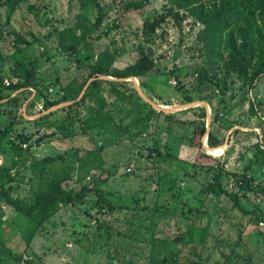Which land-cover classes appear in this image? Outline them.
Wrapping results in <instances>:
<instances>
[{
	"label": "rangeland",
	"instance_id": "rangeland-1",
	"mask_svg": "<svg viewBox=\"0 0 264 264\" xmlns=\"http://www.w3.org/2000/svg\"><path fill=\"white\" fill-rule=\"evenodd\" d=\"M96 1L103 13L99 27L95 22L98 7L92 1L21 0L7 22L5 6L0 4L3 84L16 81L12 54L17 47L35 57L40 76L50 86V98L55 97L59 84L74 76L83 79L87 74L84 64L95 59L101 50L113 54L114 68H123L137 59L141 49L150 53L158 70H153L151 76L126 79L142 100L152 102L154 109L173 117L153 115L146 127L129 126L133 113H128L124 100L111 109L114 120L108 131L63 137L58 130L26 123V130L32 132L30 140L22 143L26 160L10 173L2 174V184H11L13 194L28 200L31 186L37 182L29 167L30 160L54 156L50 166L59 167L62 163L71 164L69 154L77 149H100L103 167L93 174L82 170L86 176L81 182L77 181L80 175L76 170L70 186L78 188L91 177L106 176L98 185L114 209L98 211L97 197L90 193L83 201L61 207L27 245L18 227L22 220L16 211L0 205V234L16 254L22 255L21 260L9 257L2 264H147L148 242L152 237H174L185 231L188 224L205 226L208 231L202 245L191 243L183 247L184 264H264L262 196L249 193L247 199L239 194L240 203L247 210L258 204L257 218L242 215L226 196L218 200L208 198L202 188L212 176L208 167H216L218 162L198 155L209 154L205 145L211 130L223 140L224 149L209 150L217 153L209 155L219 158L227 171L223 179L226 188L237 191L233 173L239 176L255 144L264 143V76L251 87L237 75H227L223 61L205 52L197 39L203 24L185 9H176L180 17L176 20L166 13L168 0H150V9L142 15L124 12L120 0ZM160 14L165 19L155 33L145 34V19ZM115 18L119 27L104 34V28ZM65 26H71L78 35L85 34L78 53L69 54L60 47L58 32ZM16 36L29 45L17 42ZM202 67L207 68L208 75L215 74L219 82L226 76L228 89L224 95L217 99L200 98L206 86L198 88L193 71ZM56 78L59 84L51 86ZM140 80L145 81L144 87L139 85ZM31 91L28 99L21 98L18 102L15 112L18 123L7 135L9 140L22 130L20 115L31 120L46 112L41 99L34 106L28 105L35 93ZM186 95L192 101L187 102ZM106 96L112 101V96L107 93ZM219 100L226 111L220 120H213ZM250 101L257 104L258 114H251ZM10 120L8 113L1 116L3 126ZM202 121L206 125L205 134L200 143L197 137L190 143L193 126ZM230 123L233 125L229 126ZM25 137L23 133L21 138ZM196 207L201 211L198 214Z\"/></svg>",
	"mask_w": 264,
	"mask_h": 264
},
{
	"label": "trees",
	"instance_id": "trees-1",
	"mask_svg": "<svg viewBox=\"0 0 264 264\" xmlns=\"http://www.w3.org/2000/svg\"><path fill=\"white\" fill-rule=\"evenodd\" d=\"M21 0H0V4L5 6V18L9 21L15 12ZM92 1L98 7L96 25L99 27L103 19L102 8L96 0ZM121 9L124 12H133L136 15H142L150 9V0H120ZM176 9L188 10L196 20L203 24V28L197 33V39L202 43L203 49L215 58L223 61V70L229 75H237L251 87L255 81L264 76V0H168L166 13L173 15L179 20V13ZM165 19L164 14L158 17L145 19V34L151 36L155 33L157 26ZM115 18L109 26L103 30L108 34L111 30L119 27ZM59 44L63 51L69 54L79 52V45L85 39V34H76L71 26H65L58 32ZM148 37V36H147ZM16 41L29 45L20 36H16ZM87 42L84 44L86 45ZM13 76L16 81L3 84V78L0 76V178L2 174H8L16 166L24 164L25 150L22 143L30 140L32 132L27 129V124H32L40 129H55L63 137H70L77 134H87L91 131H108L110 123L114 120L111 109L118 103L126 100L128 113L132 112V120L129 126L146 127L153 115H164L172 118L173 114H165L162 110L157 111L149 103L142 100L136 90L129 85L126 78H143L151 76L153 70H158L151 58L149 52L139 51L137 59L123 68H114V56L107 49L97 53L95 59L84 64L87 69L85 77L80 79L74 76L63 84H59L57 78L52 80L51 86L57 85L55 97L50 98L48 91L50 86L46 84L47 80L39 74V64L35 57L28 56L21 48H15L13 54ZM225 55V56H223ZM79 64L81 61L77 60ZM194 74L197 78L198 88L206 86V91L200 96L201 99L218 98L224 95L228 89L226 76L222 77L221 82L216 79V75H208L207 68L195 69ZM101 76H111L115 79H104ZM91 79L90 81H88ZM216 79V80H215ZM145 81L140 80L139 85L145 86ZM85 86V88H84ZM84 88V89H83ZM32 98L28 101L29 106H34L36 100L42 101L43 110L64 102H71L54 110L44 112L34 119H24L22 115L21 122L24 123L20 133L15 134V139L9 140L7 135L13 130L15 123H18L16 110L21 98L28 99L32 91ZM83 93L81 94V92ZM106 93L112 96L109 101ZM81 94V95H80ZM187 102L192 101L190 95L185 96ZM219 106L214 114L213 120H220L224 113L225 106L222 100H219ZM168 105V103H163ZM257 104L249 102L251 114H258ZM9 114L10 122L2 125L1 116ZM203 115V113L201 114ZM181 121V120H180ZM186 122V121H185ZM193 124V121H189ZM233 124L230 123L229 126ZM37 128V130H38ZM206 132L205 122L193 126V136L191 142L197 137L200 138ZM23 133L26 137L22 139ZM36 133V132H35ZM223 143L211 130L207 134V144L209 147H216ZM100 150V149H99ZM98 149H80L70 153V163H62L59 167L50 166L55 160L54 156H46L40 160L32 159L29 161V167L36 176V184L31 186L30 198L20 197L13 194L14 187L9 184L5 186L0 182V205L11 207L22 220L19 230L25 243L28 245L36 231L49 220L63 206L72 205L83 201L88 194L96 195L98 211L107 209L112 211L114 206L105 197L104 191L98 183L104 182L105 177H91L87 183H82L78 188L70 186L77 170V181L81 182L87 174H93L95 170L103 167V160ZM211 155L212 153L207 151ZM198 155L206 160L216 161V167L209 166L212 171L211 179L208 180L202 190L208 198L218 200L221 196H226L232 202L242 215H248L252 218L260 209L258 204L254 208L247 210L240 203L239 194L249 198V193L262 196L264 201V143H256L255 149L248 158L243 171L235 176L237 191H230L226 188L224 177L227 171L223 164L219 163L213 156L205 152H199ZM63 158L62 155L59 156ZM76 163V166L74 164ZM194 165V164H193ZM16 177H13L15 179ZM190 210V209H189ZM192 211V210H190ZM201 211L196 207L195 213ZM257 218V216H255ZM100 222V219H97ZM207 227L193 226L188 224L185 231L174 237L155 236L148 242L149 250L147 255V264H184L183 247L191 244H203L206 240ZM11 257L14 260H21L22 255L16 254L4 241L0 234V264L4 259Z\"/></svg>",
	"mask_w": 264,
	"mask_h": 264
},
{
	"label": "water",
	"instance_id": "water-1",
	"mask_svg": "<svg viewBox=\"0 0 264 264\" xmlns=\"http://www.w3.org/2000/svg\"><path fill=\"white\" fill-rule=\"evenodd\" d=\"M101 78H104V79H114L113 77H111V76H101ZM91 79H89L88 81H90ZM84 88H85V86H84ZM83 88V89H84ZM83 93V91L81 92V94ZM80 94V95H81ZM139 94H141L142 95V93L139 91ZM143 96V98H145L144 97V95H142ZM150 102V101H149ZM69 103H71V102H64V103H60V104H57V105H55V106H52V107H50L47 111H50V110H54V109H56V108H58V107H61V106H64L65 104H69ZM150 104L153 106V104H152V102H150ZM158 108H160V109H164L163 107H158ZM172 109V108H171ZM46 111V112H47ZM165 112L166 111H169V110H164ZM215 148H221L222 150L224 149V145H219V146H216V147H209L208 145H205V149H207V150H212V149H215Z\"/></svg>",
	"mask_w": 264,
	"mask_h": 264
},
{
	"label": "built area",
	"instance_id": "built-area-1",
	"mask_svg": "<svg viewBox=\"0 0 264 264\" xmlns=\"http://www.w3.org/2000/svg\"><path fill=\"white\" fill-rule=\"evenodd\" d=\"M6 84H8V82L6 81ZM3 207H4V205H3Z\"/></svg>",
	"mask_w": 264,
	"mask_h": 264
},
{
	"label": "bare ground",
	"instance_id": "bare-ground-1",
	"mask_svg": "<svg viewBox=\"0 0 264 264\" xmlns=\"http://www.w3.org/2000/svg\"><path fill=\"white\" fill-rule=\"evenodd\" d=\"M216 149V148H215ZM219 150L221 149V148H218ZM210 154V153H209Z\"/></svg>",
	"mask_w": 264,
	"mask_h": 264
}]
</instances>
